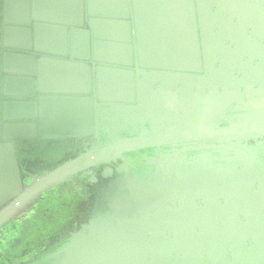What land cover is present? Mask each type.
Instances as JSON below:
<instances>
[{
  "label": "water",
  "instance_id": "1",
  "mask_svg": "<svg viewBox=\"0 0 264 264\" xmlns=\"http://www.w3.org/2000/svg\"><path fill=\"white\" fill-rule=\"evenodd\" d=\"M186 2L0 0V264H264V163L258 155L264 114L250 134L236 124L222 126L228 103L246 107L245 80L264 97V0H200L211 74L200 79L170 75L183 66L145 54L147 44L173 37L142 12ZM211 4L241 14L230 29L215 22V39L229 51L227 58L215 57L218 73L212 72L204 17ZM187 67L200 71L199 53ZM225 89L233 94L223 95ZM210 95L221 98L213 109L205 102ZM234 138L257 145L255 151L245 145L243 170L197 169L188 180L173 173L183 153L218 150L191 141H223L226 151L238 147L230 143ZM63 158L40 174L33 169L35 160L42 166ZM85 176L66 216L36 223L43 196ZM233 192L239 197L226 207L251 221L238 243L191 248L179 227L186 205ZM41 214L51 213L43 207ZM16 223L33 225L10 239ZM38 223L44 229L36 236Z\"/></svg>",
  "mask_w": 264,
  "mask_h": 264
},
{
  "label": "clouds",
  "instance_id": "2",
  "mask_svg": "<svg viewBox=\"0 0 264 264\" xmlns=\"http://www.w3.org/2000/svg\"><path fill=\"white\" fill-rule=\"evenodd\" d=\"M133 13H129L131 16ZM143 15L155 18L159 27H163L173 38L166 39L159 44L149 43L145 47L146 55H164L170 57L174 62L183 67L169 69L170 75L195 77L197 79L210 77L208 65L204 60L203 35L204 28L201 25V2L200 0H189L180 6H169L166 8L147 9ZM241 15L237 10L228 6H218L216 4L206 5L204 8L205 24L210 33L209 56L212 58L211 68L213 73L220 71L221 65L215 61V57L224 55L229 56L223 45L215 39L220 34L216 21H222L224 28L230 29L236 23L237 17ZM236 44L229 45L231 53H236ZM197 53L200 54V71H192L187 66L194 63ZM146 72L150 69H145ZM238 76L239 73H236ZM247 98L246 107H237L235 100L228 103L225 112L229 121L223 123V127H230L236 124L238 130L243 134L254 132L260 125L258 116L264 114V97H259L254 84L250 80H245ZM233 90L225 89L223 95L230 96ZM220 97L210 95L206 98L209 109L215 108L220 102ZM201 102L200 106L204 107ZM206 119V117L204 118ZM202 131L211 135L212 132L203 125ZM215 126H213L214 128ZM191 143L215 144L218 150L214 151L211 147L200 150L194 149L183 153L173 165V173L179 174L185 180L189 179V174L197 169L212 168L216 170H227L235 168L241 171L245 162L243 149L247 144L248 148L256 150L257 145L245 139H232V147L223 150V141L213 140H194ZM223 151V154H222ZM207 154L208 159H202ZM261 163H264V136L261 137L260 152L258 153ZM252 188L251 191H255ZM239 192L224 194L222 196H210L205 203L201 199H196L194 204H187L186 211L180 220V231L185 241L191 248L201 247L218 248L225 243H238L241 231L246 221L244 216L238 215L234 210L226 207L228 201L238 198ZM177 208L180 207L179 201L175 202Z\"/></svg>",
  "mask_w": 264,
  "mask_h": 264
},
{
  "label": "rangeland",
  "instance_id": "3",
  "mask_svg": "<svg viewBox=\"0 0 264 264\" xmlns=\"http://www.w3.org/2000/svg\"><path fill=\"white\" fill-rule=\"evenodd\" d=\"M89 177H81L76 181L69 182L66 184L61 185L60 187L52 190L49 192L46 197L44 203H42V208L46 207L50 211V215L42 216V208H37V215H36V223L39 222V218L42 217L44 219V223L47 225H51L56 221H59L61 218L66 216L72 204H74L78 196L76 192L82 191L86 183L88 182ZM82 220V217L79 218ZM32 224H26L23 229L22 233L25 234L29 230H31ZM44 227L42 224H36V236L43 234Z\"/></svg>",
  "mask_w": 264,
  "mask_h": 264
},
{
  "label": "flooded vegetation",
  "instance_id": "4",
  "mask_svg": "<svg viewBox=\"0 0 264 264\" xmlns=\"http://www.w3.org/2000/svg\"><path fill=\"white\" fill-rule=\"evenodd\" d=\"M35 160V159H34ZM44 162H43V165L42 166H39V164H37V163H42V161H37V160H35L34 161V163L36 164V165H34V166H36V168H33L35 171L37 170V173L38 174H40V173H42V172H44V171H47V170H50V169H53L54 167H56V166H58V165H60L61 163H63L64 161H65V158H63V159H59V160H49V161H45V160H43ZM26 168H30V166H29V164H27L26 166H25ZM41 167H43V168H41ZM45 197H46V195L45 196H43L42 198H41V200H40V202L39 203H44V201H45ZM79 206V205H78ZM82 206H83V204H82ZM34 227H36V226H34ZM22 229H23V226H20L18 223H16L15 225H13V229L10 231V232H8V236H9V238L11 239V238H16V236H18V235H20V234H22ZM67 229H69L68 228V226L66 227V229H64V230H66L67 231ZM69 230H72L71 229V227H70V229ZM65 231V232H66ZM63 234V233H62ZM59 235H61V234H59ZM63 235H66V234H63ZM60 237V236H59ZM6 241H7V239H5ZM6 241H3V242H6ZM17 244H18V242H17ZM19 244H21V242L19 243Z\"/></svg>",
  "mask_w": 264,
  "mask_h": 264
}]
</instances>
